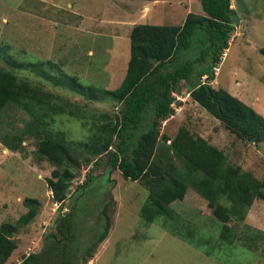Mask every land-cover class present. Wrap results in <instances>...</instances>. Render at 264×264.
Wrapping results in <instances>:
<instances>
[{"label":"rangeland","instance_id":"obj_1","mask_svg":"<svg viewBox=\"0 0 264 264\" xmlns=\"http://www.w3.org/2000/svg\"><path fill=\"white\" fill-rule=\"evenodd\" d=\"M231 6L237 17L235 29L228 49L214 68L211 84L264 116V0H231ZM146 7L134 0H0V68L59 97L61 102L84 108L87 114L78 118L53 111L47 105L34 106V118L15 105L2 111L0 223L16 225L11 237L16 248L8 258L9 264H20L23 256L39 251L45 235L56 232V219L73 206L85 205L81 224L91 228L98 206L111 197L107 208L111 220L109 233L88 264H264V240H258L254 249L239 241H219L222 222L193 189L189 188L182 200L170 203L178 215L179 226L189 230L186 242L175 236L171 226L164 229L140 217V208L149 193L142 182L125 180L114 169L108 175L114 181L111 197H104L108 181L104 176L106 169L100 166L94 170L95 176L100 175L99 182L86 186V190L78 189L91 166L84 158L92 157L73 149L76 171L59 208L47 178L52 176V170L62 167L38 156L35 136L25 132L17 150L7 151L1 142L3 137L10 141L15 133L20 134L30 121L41 128L37 131L41 137L46 133L58 134L68 142L85 141L100 130L92 125L96 118L91 117L98 118L103 113L98 119L103 123L106 115L113 116L116 110L117 101L107 92L117 88L124 77L131 27L136 23L181 25L188 12L202 11L199 0H162L158 6ZM65 76L95 86L97 93L105 96L89 100L58 83ZM171 105L174 113L160 121L157 128L160 140L167 136L168 144L183 128L192 137H202L220 149L230 164L264 181V142L255 145L229 132L189 96L185 84L175 92ZM173 162L178 164L177 159ZM25 197L36 198L39 206L35 217L23 225L18 218L27 211ZM228 224L237 233H264V198L252 202L242 222L232 219Z\"/></svg>","mask_w":264,"mask_h":264},{"label":"trees","instance_id":"obj_2","mask_svg":"<svg viewBox=\"0 0 264 264\" xmlns=\"http://www.w3.org/2000/svg\"><path fill=\"white\" fill-rule=\"evenodd\" d=\"M199 1L202 13L188 12L181 25L136 23L131 27L124 77L117 88L107 92L117 101L116 110L113 116L106 115L103 123L98 122L103 113L98 118L91 117L96 118L92 125L100 129L91 137L76 142H68L58 134L46 133L41 137L37 133L41 128L30 121L20 134L15 133L10 141L3 137L1 142L7 149L17 150L25 132L35 136L38 156L62 167L52 170V176L47 178L59 208L75 175L74 149L76 153L92 157L84 158L91 166L76 188L86 190V186L99 182L100 175L95 176L94 170L102 166L108 181L104 197H111L114 181L108 175L117 169L125 180L148 186L140 217L164 229L171 226L175 236L186 242L189 230L179 226L178 215L170 203L182 200L187 190L193 189L222 222L219 241L225 244L239 241L246 248L254 249L258 240H264V233H237L228 223L232 219L242 222L252 202L264 198V181L230 164L220 149L202 137H192L182 128L166 144L167 136L160 140L157 130L160 121L174 113L171 104L175 92L185 84L189 96L229 132L255 145L264 142V116L225 89L211 84L214 68L228 49L236 25L231 0ZM14 65L22 64L14 62ZM57 81L89 100L105 96L97 93V87L79 83L74 76ZM8 105L25 110L32 118L34 106L42 105L78 118L87 116L84 108L61 102L59 97L0 68V116ZM112 199L98 206L91 228L81 224V213L87 209L85 205L83 209V204L60 214L54 224L56 232L47 233L43 247L29 252L19 263L88 264L109 233L111 220L107 208ZM23 203L27 211L19 216L18 223L25 225L35 217L39 203L32 197H25ZM15 226L0 223V264H9L8 258L16 248L11 239Z\"/></svg>","mask_w":264,"mask_h":264},{"label":"crops","instance_id":"obj_3","mask_svg":"<svg viewBox=\"0 0 264 264\" xmlns=\"http://www.w3.org/2000/svg\"><path fill=\"white\" fill-rule=\"evenodd\" d=\"M134 1H136L137 4H141L142 7L144 6V8H147L146 5L149 7L150 4L158 6V4H160L162 0H134ZM201 13H202V11H201ZM6 150H7V148H6Z\"/></svg>","mask_w":264,"mask_h":264}]
</instances>
